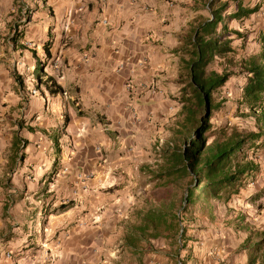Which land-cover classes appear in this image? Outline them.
<instances>
[{"label": "crops", "instance_id": "crops-1", "mask_svg": "<svg viewBox=\"0 0 264 264\" xmlns=\"http://www.w3.org/2000/svg\"><path fill=\"white\" fill-rule=\"evenodd\" d=\"M13 3L0 0V27L11 19ZM48 4L49 71L44 79L59 91L52 95L45 90L29 105L39 116L50 108L68 117L63 120L64 132L76 135L80 146L75 156L61 162L63 169L54 183L49 174L39 172L41 162L32 157L27 141L18 153L13 151L14 140L21 138L16 120L23 107L10 72L13 51L0 44V212L18 203L9 202L8 178L20 181V189L10 192L20 194V264H137L139 255L130 249L127 230L146 223L154 192L161 195L156 204L164 202L163 177L152 170L157 162L159 168L169 166L172 151L157 143L168 141L165 127L175 100L182 96V50L195 28L210 18L209 8L206 0H48ZM256 4V11L236 19V6L230 2L222 22L246 35L243 42L231 34L232 47L245 55L264 56V0L241 1L248 8ZM243 82L244 75H234L221 89L240 96ZM57 165L48 167L56 170ZM106 166H118L125 173L117 188L101 189L110 181ZM241 211L249 214L252 209ZM162 213L164 222L170 223L168 211ZM252 221L245 222L247 232L242 233L234 225L233 230L223 227L233 221L210 224L211 244L225 250L235 241L238 248L250 229L264 227V209ZM10 246L9 240L0 243L4 264L11 259ZM238 252L244 258L231 264H247L246 252Z\"/></svg>", "mask_w": 264, "mask_h": 264}, {"label": "rangeland", "instance_id": "rangeland-1", "mask_svg": "<svg viewBox=\"0 0 264 264\" xmlns=\"http://www.w3.org/2000/svg\"><path fill=\"white\" fill-rule=\"evenodd\" d=\"M51 13V6L48 4V0H14L12 10H10L11 19L2 23L0 27V32H2V35H0V44L5 47H10L13 51H11V56H13L11 60L14 63L12 68H10V72L16 83L14 86L17 87L20 92V102L22 103L20 104V108L23 107L22 110L20 109L16 120L19 128V136L31 145L29 148H33L30 149L32 157L35 160L38 159L37 162H41L38 166L40 168L39 172H45L50 175L49 177L54 178V176H58L63 169L61 162L69 159L70 156H75L76 152H78V146L80 145H78L79 142H76V135L70 136L64 132L63 126L65 123L63 120H66L68 117L65 119L64 116L62 117V113L57 114L50 108L49 113L45 116H39L38 112L35 111V106L33 105V107H31V105H29L30 99L36 101L34 97L38 98L39 95L45 92L43 80L44 76L49 71V64L44 51V44L49 40L48 24ZM237 52L238 55L236 59L242 51ZM219 60L220 59L213 60L207 68L220 71L222 67H224V61ZM39 62L43 63L42 74H35L33 69ZM228 68L232 70V76L244 75L245 77V74L240 71L238 67L233 65ZM241 86H243V84L239 86V89ZM239 91L241 94L242 90L240 89ZM214 96L216 101L222 98L223 103L221 109L215 111L213 117L210 119L212 124L236 126L244 130H255L254 119L250 115L249 110L244 104H240L241 95H237L235 91L232 93L226 89H221ZM49 99V97L46 99L47 102ZM40 101L41 103L46 102L43 101V99H40ZM194 102L195 99L191 97L190 94H186V96L183 97L181 96L178 101L175 100L173 112L168 119V126L165 127L168 134V141L164 139L158 142L157 144L159 147H163V145L166 144L164 146L165 149L172 151L170 147L173 145L174 148L178 146L181 142V135L176 131V128H178V122L182 120V106L184 104L193 105ZM79 113L82 112L80 111L76 114ZM49 114H52V116ZM65 114L67 115V113ZM104 132L107 134L109 131ZM114 139L116 140V138ZM35 147H39L41 151L38 149L34 151ZM28 149H24L25 156H27L26 150ZM254 152L255 153L252 154L250 150L248 154L254 155L255 160L259 163L258 172L253 176L247 177L239 193L233 195L227 202L211 200V203L215 205L213 209L214 217L208 216V213L203 211L205 209H202V204H205V200L197 202L196 205L189 210L190 214L187 215V217L185 216L186 219L183 218L185 226L183 241L180 239L181 229L176 230L172 238L165 237L166 240H164L163 243H161V238L164 239L163 236L149 238L150 240H139V235L134 233V229L127 230L128 240L131 241L132 246L141 250L138 253L137 264H161V262H163L162 264H168L170 262L169 260H172L173 264H179V262H184L185 264H231L232 260L235 258L241 261V257L243 256L239 254L237 246L233 244L235 241L230 242L229 245H225V250L222 247L217 249L215 244H211L210 240L213 239V236L208 235L207 229L210 224L214 222L226 223V221H233L231 225L228 224L223 227H228L233 230L234 225L239 229L240 233L247 232V229H242L241 226L245 222H253L252 219L255 214H260V211L264 209V147L258 148ZM157 154H160L158 150ZM118 155H120V153H118L117 156ZM117 156L115 155V157ZM103 157L107 159L106 163L108 164V155ZM160 158L161 157H156L158 160ZM55 163H58L56 170H52L53 166L48 167ZM158 164H160V162H157V165ZM157 165L154 166L152 170L153 174L156 176L157 173L162 174L165 172L163 171L165 166L159 168ZM106 167H108L106 174H108L110 181L102 184L101 189H108V186H110V188H117L120 184L118 179L125 176V173L121 171L118 166L113 168L110 166ZM30 169L36 174L37 170L35 171L33 166H30ZM165 178L167 179V177ZM54 179L52 180L53 183L56 182V179ZM172 181L173 180L170 179V183H168V186L166 185L167 187L163 185L167 192L166 194L163 193V196L167 198L168 203L172 202L170 194L175 195L173 197H179L180 194L184 192L185 185L183 182L178 180L177 183H173ZM5 185L10 192L14 189H20V181H11V177L8 178ZM175 189H178L177 194H175ZM10 192L9 194L11 196L9 202L13 200L18 203L16 206L11 204L8 208V212H0V243H4L5 240H9L10 242L11 246L9 249L11 251V259L7 264H20V251H18L20 247V194L16 195V193ZM153 195L152 206L156 208L158 207L156 202L159 201L161 195L158 191L154 192ZM29 200H32L31 197H29ZM177 206L179 205L177 204ZM242 208L243 210L244 208H246V210L252 209V211H249L250 213L248 214L246 211H241ZM176 212L179 213L177 209ZM238 212L243 214V221H241L240 217L235 219L234 215ZM246 217L248 218L246 219ZM33 221L36 223V220ZM28 231L32 232L33 230ZM182 242L183 247H181ZM207 242L210 243L211 247H208L209 245ZM158 252H161V254L170 253V257H167V255L162 257ZM0 264H4L2 259L0 260Z\"/></svg>", "mask_w": 264, "mask_h": 264}, {"label": "trees", "instance_id": "trees-1", "mask_svg": "<svg viewBox=\"0 0 264 264\" xmlns=\"http://www.w3.org/2000/svg\"><path fill=\"white\" fill-rule=\"evenodd\" d=\"M241 1L206 0L210 18H205L186 40L187 46L182 50L185 57L181 60L185 74L180 80L184 83L181 88L182 97L190 94L195 102L193 105L183 103L182 120L178 122L176 128L181 135V142L175 148L174 145L170 147L172 149L170 164L164 169V173L157 174L164 177L162 183L165 186L170 183V179L173 183L180 180L185 185L184 192L179 197L170 194L171 203L164 198L162 205L146 213V223L130 229L135 230L134 233L139 235V240L160 236L172 238L176 230L181 229L180 239L183 241L185 232L183 218L186 219L190 214L189 210L197 202L205 200V204H202V209H205L203 211H206L208 216L214 217L215 205L211 200L227 202L233 195L239 193L245 179L255 175L259 170V163L254 155H249L248 152L251 150L254 154L256 149L264 147V56L240 53L236 59L238 52L231 46L230 35L242 37L243 42L246 41V35L228 29L226 22H222V14L228 9L230 2L236 6L233 14L236 19H243L258 8L257 4L251 8L242 6ZM49 45L48 40L44 44L47 55ZM215 59L224 61V67L220 71L207 68ZM42 64L39 62L35 65L33 69L35 74H42ZM233 65L245 74V82L240 87L242 90L240 104H244L249 110L254 119L255 130L214 125L210 122L214 112L221 109L223 103L222 98L216 101L214 95L233 75L232 70L228 68ZM43 82L48 94L54 95L59 91L58 88H52L47 83V78ZM25 142L21 138L15 139L13 151L18 153ZM175 190L177 194L178 189ZM174 205L177 206L179 213H176V210L175 213L172 212ZM228 210L230 211L229 208ZM166 211L170 223L164 222L166 216L162 212ZM234 217L244 220L241 212ZM165 225L166 227H162ZM245 227L246 224L241 226L242 229ZM130 249L135 254L141 251L132 244ZM237 250L246 252L247 264H264V227L250 229ZM166 255L170 257V253L163 254ZM179 264L185 263L179 262Z\"/></svg>", "mask_w": 264, "mask_h": 264}, {"label": "built area", "instance_id": "built-area-1", "mask_svg": "<svg viewBox=\"0 0 264 264\" xmlns=\"http://www.w3.org/2000/svg\"><path fill=\"white\" fill-rule=\"evenodd\" d=\"M8 256H9V254H8Z\"/></svg>", "mask_w": 264, "mask_h": 264}]
</instances>
